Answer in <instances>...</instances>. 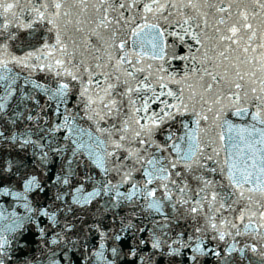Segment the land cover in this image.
<instances>
[{
    "label": "snow or ice",
    "instance_id": "snow-or-ice-1",
    "mask_svg": "<svg viewBox=\"0 0 264 264\" xmlns=\"http://www.w3.org/2000/svg\"><path fill=\"white\" fill-rule=\"evenodd\" d=\"M0 264H264V0H0Z\"/></svg>",
    "mask_w": 264,
    "mask_h": 264
}]
</instances>
